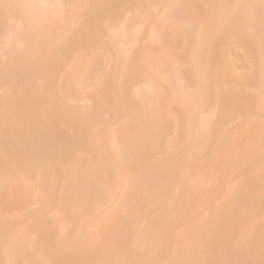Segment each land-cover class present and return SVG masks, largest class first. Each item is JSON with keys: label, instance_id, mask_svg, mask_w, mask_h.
I'll use <instances>...</instances> for the list:
<instances>
[{"label": "bare ground", "instance_id": "1", "mask_svg": "<svg viewBox=\"0 0 264 264\" xmlns=\"http://www.w3.org/2000/svg\"><path fill=\"white\" fill-rule=\"evenodd\" d=\"M264 262V0H0V264Z\"/></svg>", "mask_w": 264, "mask_h": 264}, {"label": "snow or ice", "instance_id": "2", "mask_svg": "<svg viewBox=\"0 0 264 264\" xmlns=\"http://www.w3.org/2000/svg\"><path fill=\"white\" fill-rule=\"evenodd\" d=\"M193 264H197V262H193ZM262 264H264V262H262Z\"/></svg>", "mask_w": 264, "mask_h": 264}]
</instances>
